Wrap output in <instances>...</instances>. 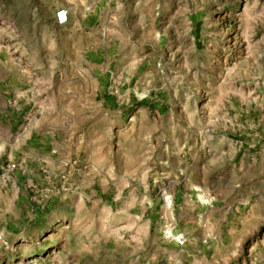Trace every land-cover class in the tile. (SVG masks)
<instances>
[{"label":"rangeland","instance_id":"1","mask_svg":"<svg viewBox=\"0 0 264 264\" xmlns=\"http://www.w3.org/2000/svg\"><path fill=\"white\" fill-rule=\"evenodd\" d=\"M0 264H264V0H0Z\"/></svg>","mask_w":264,"mask_h":264},{"label":"built area","instance_id":"2","mask_svg":"<svg viewBox=\"0 0 264 264\" xmlns=\"http://www.w3.org/2000/svg\"><path fill=\"white\" fill-rule=\"evenodd\" d=\"M57 23L59 25H65L68 23V12L66 10H60L57 13Z\"/></svg>","mask_w":264,"mask_h":264}]
</instances>
